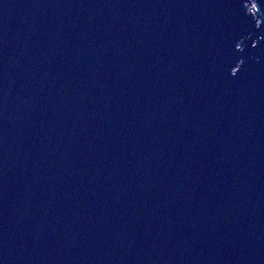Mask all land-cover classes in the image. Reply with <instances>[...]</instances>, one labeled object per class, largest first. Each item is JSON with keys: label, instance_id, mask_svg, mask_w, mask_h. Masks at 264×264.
<instances>
[{"label": "water", "instance_id": "obj_1", "mask_svg": "<svg viewBox=\"0 0 264 264\" xmlns=\"http://www.w3.org/2000/svg\"><path fill=\"white\" fill-rule=\"evenodd\" d=\"M0 264H264V0H0Z\"/></svg>", "mask_w": 264, "mask_h": 264}, {"label": "rangeland", "instance_id": "obj_2", "mask_svg": "<svg viewBox=\"0 0 264 264\" xmlns=\"http://www.w3.org/2000/svg\"><path fill=\"white\" fill-rule=\"evenodd\" d=\"M253 5H255V3H253Z\"/></svg>", "mask_w": 264, "mask_h": 264}]
</instances>
